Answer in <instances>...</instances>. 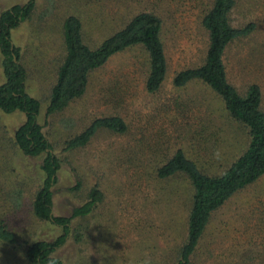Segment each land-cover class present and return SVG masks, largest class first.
I'll use <instances>...</instances> for the list:
<instances>
[{
	"label": "rangeland",
	"instance_id": "obj_1",
	"mask_svg": "<svg viewBox=\"0 0 264 264\" xmlns=\"http://www.w3.org/2000/svg\"><path fill=\"white\" fill-rule=\"evenodd\" d=\"M28 1L0 0V12ZM213 2L37 0L32 17L13 31L28 70V90L43 106L40 123L62 165L54 187L55 215L71 216L95 187L105 195L88 218L73 222L83 241L70 239L55 254L65 264H177L187 237L192 186L184 177L159 179L158 168L183 149L209 168L207 172L219 173L247 146V130L231 120L207 89L200 84L177 89L173 84L178 72L204 60L209 36L202 19ZM142 12L163 22L168 75L161 90L147 92V53L135 48L93 72L85 96L47 120L51 90L65 54V19L78 16L86 42L95 48ZM230 18L234 27L254 24L256 29L227 49L229 81L242 94L258 85L264 103V0H237ZM1 62L0 55V85L5 81ZM110 115L125 120L129 127L125 135L101 131L86 148L64 151L69 138L94 119ZM208 121L214 128L205 130ZM24 122L21 113L0 112V220L8 219L22 241H54L61 230L35 218L32 209L43 183L42 159L25 157L14 143ZM213 131L216 136L210 138ZM15 251L0 243V264H28L22 250ZM191 262L264 264V177L213 215Z\"/></svg>",
	"mask_w": 264,
	"mask_h": 264
},
{
	"label": "trees",
	"instance_id": "obj_2",
	"mask_svg": "<svg viewBox=\"0 0 264 264\" xmlns=\"http://www.w3.org/2000/svg\"><path fill=\"white\" fill-rule=\"evenodd\" d=\"M236 3L237 0H214L202 19V26L209 36L204 60L196 67L178 72L173 80L177 89H185L192 84H200L207 89L217 102L222 103L231 120L247 130L249 137L245 149L232 158L227 166H222L224 170L221 169L219 173L217 169L207 172L209 168L200 166L183 149L177 150L158 168L159 179L184 177L192 186L187 237L179 250L177 264H191L213 215L239 192L264 177L262 90L253 84L242 94L229 81L225 63L229 46L249 37L256 29L254 24L240 28L232 25L230 17ZM36 4L37 0H29L24 5H15L0 12V55L5 78L0 85V112L6 115L21 113L25 116V122L15 132L14 143L25 157L42 159L41 172L44 177L33 199V214L38 220L60 229L62 234L54 241H22L17 230L8 226V219L0 220V243L15 249V252L21 249L28 264H65L55 254L70 239L79 243L83 241V234L75 230L73 222L88 218L104 202L105 195L95 187L88 194L87 201L75 208L71 216H57L54 213V187L57 186L62 165L55 144L47 137L40 123L43 106L28 90L29 74L22 63V49L13 38V31L32 17ZM84 30V24L78 16L71 15L65 19V54L51 90L47 120L85 96L93 72L103 68L115 56L135 48H142L147 53V92L155 94L161 90L168 75V59L163 41V22L158 16L150 12L135 15L95 48L86 42ZM213 128L211 121L204 127L205 130ZM101 131L125 135L129 127L120 116L96 118L82 133L64 143V151L75 152L86 148ZM210 134V138H214L216 131ZM80 188L79 182L76 190ZM17 195L20 196L21 192Z\"/></svg>",
	"mask_w": 264,
	"mask_h": 264
}]
</instances>
